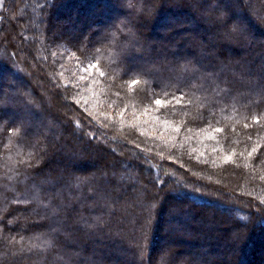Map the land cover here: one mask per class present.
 Wrapping results in <instances>:
<instances>
[{
    "label": "trees",
    "instance_id": "1",
    "mask_svg": "<svg viewBox=\"0 0 264 264\" xmlns=\"http://www.w3.org/2000/svg\"><path fill=\"white\" fill-rule=\"evenodd\" d=\"M0 264H264V0H0Z\"/></svg>",
    "mask_w": 264,
    "mask_h": 264
},
{
    "label": "rangeland",
    "instance_id": "2",
    "mask_svg": "<svg viewBox=\"0 0 264 264\" xmlns=\"http://www.w3.org/2000/svg\"><path fill=\"white\" fill-rule=\"evenodd\" d=\"M142 125H144V124H142ZM142 125H139L138 126V130L139 131H141V126ZM155 127H156V125L150 126V124H147L146 127H145V134H144V136H147L149 138L157 137L158 136V133H157L158 130L154 129Z\"/></svg>",
    "mask_w": 264,
    "mask_h": 264
},
{
    "label": "snow or ice",
    "instance_id": "3",
    "mask_svg": "<svg viewBox=\"0 0 264 264\" xmlns=\"http://www.w3.org/2000/svg\"><path fill=\"white\" fill-rule=\"evenodd\" d=\"M156 103H157V104H160V103H161V101H160V100H157V101H156ZM257 122H258V121H257Z\"/></svg>",
    "mask_w": 264,
    "mask_h": 264
}]
</instances>
